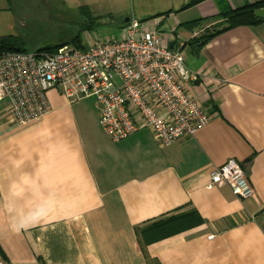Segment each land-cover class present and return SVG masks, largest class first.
Listing matches in <instances>:
<instances>
[{
    "label": "crops",
    "instance_id": "crops-1",
    "mask_svg": "<svg viewBox=\"0 0 264 264\" xmlns=\"http://www.w3.org/2000/svg\"><path fill=\"white\" fill-rule=\"evenodd\" d=\"M100 1L123 21L160 18L210 120L163 148L145 129L111 141L92 98L70 102L49 89L50 111L25 125L10 120L1 100L0 263L264 264V21L222 31L197 52L186 45L222 22L204 19L264 0ZM229 159L252 197L207 188Z\"/></svg>",
    "mask_w": 264,
    "mask_h": 264
},
{
    "label": "built area",
    "instance_id": "built-area-1",
    "mask_svg": "<svg viewBox=\"0 0 264 264\" xmlns=\"http://www.w3.org/2000/svg\"><path fill=\"white\" fill-rule=\"evenodd\" d=\"M160 21L128 20L118 38L89 31L81 49L64 45L43 54H2L0 101L7 100L10 120L16 125L39 120L50 111L46 92L55 88L70 102L92 98L98 124L111 141L144 129L163 148L193 137L209 115L188 89L195 74L181 46L173 35L160 33ZM212 187H227L241 200L253 195L233 159L210 172L207 188Z\"/></svg>",
    "mask_w": 264,
    "mask_h": 264
},
{
    "label": "rangeland",
    "instance_id": "rangeland-1",
    "mask_svg": "<svg viewBox=\"0 0 264 264\" xmlns=\"http://www.w3.org/2000/svg\"><path fill=\"white\" fill-rule=\"evenodd\" d=\"M87 2L92 3L93 11L108 9L113 17L112 20H101V26L93 32L100 38H118L121 29L118 26L125 15L120 14L122 11L118 7L109 4L106 7L100 0H0V37L20 39L31 54L55 50L78 33L85 44L87 32L81 31L85 17L80 13V7ZM126 15L131 16L130 13Z\"/></svg>",
    "mask_w": 264,
    "mask_h": 264
},
{
    "label": "trees",
    "instance_id": "trees-1",
    "mask_svg": "<svg viewBox=\"0 0 264 264\" xmlns=\"http://www.w3.org/2000/svg\"><path fill=\"white\" fill-rule=\"evenodd\" d=\"M205 0H190L189 4L187 6H193L195 4H198ZM218 5L223 0H215ZM264 7V1L263 2H256L254 4L245 5L241 8L235 9V10H225V12H220L219 15L215 18H208L204 19V21H216L218 19H221L222 22L216 23L213 26L210 27L209 30L204 31V34L201 35L198 38L192 39L186 45L189 48H193L194 52H197L206 42L208 39L213 37L214 35L239 26H248V25H256L258 23L263 22L264 20H259L254 17V11L263 8ZM80 13L82 16L85 17L84 24L82 25L83 28L81 31H95L96 28L101 26L100 21L103 19L112 20V16H104V17H93L91 13L86 8L80 9ZM203 21L200 20L199 22ZM198 22V21H197ZM125 25V22L121 20L118 29ZM195 26V22L190 23V28ZM73 46L76 48H83L82 40L80 38V34H76L73 36L69 42L66 44L60 45V46ZM59 46V47H60ZM13 52H21L26 53V49L24 47V43L14 37V36H2L0 37V56L5 53H13ZM0 259L3 260V253L0 250Z\"/></svg>",
    "mask_w": 264,
    "mask_h": 264
},
{
    "label": "water",
    "instance_id": "water-1",
    "mask_svg": "<svg viewBox=\"0 0 264 264\" xmlns=\"http://www.w3.org/2000/svg\"><path fill=\"white\" fill-rule=\"evenodd\" d=\"M253 15L256 19L264 20V7L254 11ZM127 21L128 19H126L124 22L126 23ZM169 46L172 47L171 44Z\"/></svg>",
    "mask_w": 264,
    "mask_h": 264
}]
</instances>
